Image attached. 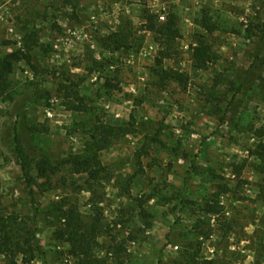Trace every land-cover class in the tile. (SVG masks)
Returning a JSON list of instances; mask_svg holds the SVG:
<instances>
[{
	"label": "rangeland",
	"instance_id": "374dc122",
	"mask_svg": "<svg viewBox=\"0 0 264 264\" xmlns=\"http://www.w3.org/2000/svg\"><path fill=\"white\" fill-rule=\"evenodd\" d=\"M159 5L180 30L162 64L146 29ZM263 15L264 0H0V56L21 58L0 95V220L40 247L35 264L80 263L57 237L70 208L95 227L91 255L105 264H264V71L242 89ZM202 36L207 70L192 59ZM95 139L110 142L102 170L76 175L70 160Z\"/></svg>",
	"mask_w": 264,
	"mask_h": 264
},
{
	"label": "trees",
	"instance_id": "16d2710c",
	"mask_svg": "<svg viewBox=\"0 0 264 264\" xmlns=\"http://www.w3.org/2000/svg\"><path fill=\"white\" fill-rule=\"evenodd\" d=\"M146 29L157 36V40L163 45L161 51V59L159 63L162 64L164 60L173 58V50L177 46V40L180 38V30L178 26V19L175 15H171L166 23H159L154 15L147 14ZM202 28L207 34H213L216 31L215 25L212 24L211 19L205 18ZM251 29L258 31L256 36L258 41L256 43V56L248 71L247 83L243 84L242 89L252 84L251 80L258 78L259 75H254L255 72L264 71V15L261 22L252 24ZM126 39L121 41H115L117 50H120L124 46ZM192 59L195 67L199 70H207L211 64L216 63V57L213 52V48L208 41L207 37H200L193 47ZM21 61L18 53L10 54L5 57L0 56V95L5 94L8 91L10 85V77L13 75L16 64ZM159 77L162 80L187 83V77L178 72L172 70H162L159 72ZM252 78V79H251ZM81 102V101H80ZM78 110L77 107L73 108ZM109 135L123 134L127 135L128 131L122 128L106 127V132ZM100 141L95 139L91 146V149L86 152L83 156L73 157L70 160V164L75 170L76 175L89 174L91 177L96 179L97 174L102 170V164L98 157L100 151L105 150L110 144L106 141L102 147H98ZM264 148V147H263ZM17 153L21 160L23 171L30 175V164L31 159L27 153V148L23 144L20 138H17ZM42 170V169H41ZM210 213L219 214L220 210L217 206H211L209 209ZM98 208L96 207V212ZM61 220H64V227L58 232V239L65 240L71 246L75 248L74 254L80 258L79 264H105L104 261H97L92 258L91 252L94 250V244L98 238L96 229L94 226L86 223L78 209L70 208L67 212H63ZM40 247L37 245L34 247L30 244V241L22 242L20 240L15 241L14 235L7 231V227L4 221L0 220V255L8 259V264H35L36 253H38ZM121 253L120 245L114 240L113 245L108 250V254L119 257Z\"/></svg>",
	"mask_w": 264,
	"mask_h": 264
},
{
	"label": "built area",
	"instance_id": "2783aa9c",
	"mask_svg": "<svg viewBox=\"0 0 264 264\" xmlns=\"http://www.w3.org/2000/svg\"><path fill=\"white\" fill-rule=\"evenodd\" d=\"M159 10L155 11L156 12V17L159 21V23H166L169 17L168 9L165 6H158L157 7ZM94 21H96L95 18H93Z\"/></svg>",
	"mask_w": 264,
	"mask_h": 264
}]
</instances>
